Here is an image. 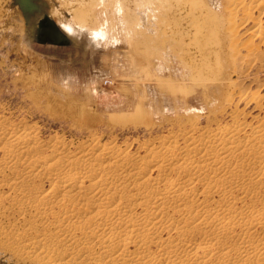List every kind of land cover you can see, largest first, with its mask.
<instances>
[{"label": "bare ground", "instance_id": "obj_1", "mask_svg": "<svg viewBox=\"0 0 264 264\" xmlns=\"http://www.w3.org/2000/svg\"><path fill=\"white\" fill-rule=\"evenodd\" d=\"M11 1L32 34L41 20L54 16L72 40L87 37L90 56L105 38L101 28L86 34L75 21L66 23L60 9L43 0ZM180 1L164 0V32L155 38L171 30L174 41L182 39L184 75L194 82L200 81L199 69L217 70L213 84H197L205 107L213 108L205 123L187 121L177 131L135 144L133 151L132 143L122 148L97 136L78 144L58 136L41 140L33 126L0 114V207L9 202L20 216L24 208L33 213L21 232L0 229L18 258L28 264H264V116L258 114L264 94L244 98L251 111L236 102L225 121L211 105L221 100L225 81L215 55L219 47L229 43L232 49L247 23L264 46V0ZM148 3L155 6L153 25L160 30L161 0ZM134 13L121 23L147 19ZM178 20L183 24L176 29ZM202 25L210 26L207 39L216 38L212 46L193 38ZM259 47L243 44L247 56ZM204 51L217 58L199 63ZM223 101L233 104L234 94ZM35 223L41 232L31 231Z\"/></svg>", "mask_w": 264, "mask_h": 264}, {"label": "rangeland", "instance_id": "obj_2", "mask_svg": "<svg viewBox=\"0 0 264 264\" xmlns=\"http://www.w3.org/2000/svg\"><path fill=\"white\" fill-rule=\"evenodd\" d=\"M99 1L43 0L50 8L58 7L66 23L75 21L77 24L73 25H79L86 34L102 29L105 38L90 56L87 37L79 42L72 40L56 17L48 20L65 38L59 44L50 34L43 35L42 21L38 32L30 33L21 10L15 14L11 0H0V114L15 123L23 120L33 126L41 140L58 136L78 144L97 136L106 142L114 139L122 148L132 143L133 151L135 144L177 131L180 126H187V121L199 118L205 123L210 119L213 108L205 107L204 93L197 84H213L217 70L199 69L200 81L194 82V76L191 79L184 75L182 39L177 36L174 41L171 30L168 36L155 38L164 30V0L158 15L160 30L153 25L156 19L151 9L155 6L148 0L138 3L102 0L101 6ZM165 6L167 10V2ZM133 10L135 17L147 18L144 23L122 24L132 16ZM177 24L176 29L183 23ZM250 28L251 24L247 23L237 31L236 40L231 42L232 49H228L229 43L217 51L213 46L215 55L223 63L221 75L225 78L219 89L221 100L211 104L217 119L222 118L220 121L227 120L226 112L236 102L238 109L251 111L253 105L245 107L244 98L254 91L264 94V46L258 37L251 36ZM190 31L186 29L185 33ZM209 31V25H202L193 38L199 37L212 46L216 38L207 39ZM246 42L260 47L247 56L243 49ZM234 48L239 49L238 54H234ZM215 55L204 51L197 60L213 62ZM226 82L232 84L225 85ZM230 93L234 94V102L227 106L223 96ZM262 102V109L258 111L261 117L264 116ZM43 187L46 189L47 184ZM23 211L24 216H20L17 206L4 202L0 207V229L5 232L25 229L33 213L26 208ZM36 230L41 232L38 223L31 231ZM5 241L0 236V264H28L12 253L11 241Z\"/></svg>", "mask_w": 264, "mask_h": 264}, {"label": "water", "instance_id": "obj_3", "mask_svg": "<svg viewBox=\"0 0 264 264\" xmlns=\"http://www.w3.org/2000/svg\"><path fill=\"white\" fill-rule=\"evenodd\" d=\"M41 25L43 26L42 29H44L43 35L47 36L46 34H51V37L57 44L59 42H65L64 37L61 35V33L57 30V28L53 25V23L48 19L41 20Z\"/></svg>", "mask_w": 264, "mask_h": 264}]
</instances>
